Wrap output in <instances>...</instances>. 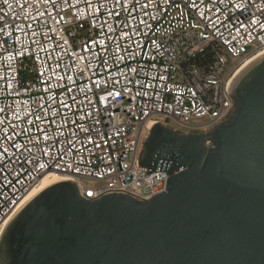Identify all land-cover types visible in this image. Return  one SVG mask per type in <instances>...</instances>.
<instances>
[{
  "label": "built area",
  "instance_id": "1",
  "mask_svg": "<svg viewBox=\"0 0 264 264\" xmlns=\"http://www.w3.org/2000/svg\"><path fill=\"white\" fill-rule=\"evenodd\" d=\"M261 51L264 0H0V242L48 171L92 200L166 191L167 171L139 165L143 136L228 120L232 80Z\"/></svg>",
  "mask_w": 264,
  "mask_h": 264
},
{
  "label": "water",
  "instance_id": "2",
  "mask_svg": "<svg viewBox=\"0 0 264 264\" xmlns=\"http://www.w3.org/2000/svg\"><path fill=\"white\" fill-rule=\"evenodd\" d=\"M235 112L208 131L156 122L139 159L166 191L80 195L56 182L6 227L0 264H264V55L232 82Z\"/></svg>",
  "mask_w": 264,
  "mask_h": 264
},
{
  "label": "bare ground",
  "instance_id": "3",
  "mask_svg": "<svg viewBox=\"0 0 264 264\" xmlns=\"http://www.w3.org/2000/svg\"><path fill=\"white\" fill-rule=\"evenodd\" d=\"M264 55V51L259 52L258 54L251 56L248 58L242 66L238 69L236 75L234 76L232 82L237 78V76L252 62L257 60L259 57ZM64 180H73L71 175L67 173H59L55 171H48L43 175V177L40 179L39 183L35 185L34 187L30 188L25 195L23 196L21 202L18 204L14 212L11 214V216L6 221V227L10 224V222L13 220V218L16 216V214L28 203L30 200H32L37 194H39L42 190L47 188L48 186ZM6 229V228H5ZM5 232V231H4ZM4 234V233H3Z\"/></svg>",
  "mask_w": 264,
  "mask_h": 264
},
{
  "label": "rangeland",
  "instance_id": "4",
  "mask_svg": "<svg viewBox=\"0 0 264 264\" xmlns=\"http://www.w3.org/2000/svg\"><path fill=\"white\" fill-rule=\"evenodd\" d=\"M208 120H209V117L208 116L192 117V118H190V123H192V124H203V123H206ZM165 122L167 123V125L173 127L176 130H179L181 132H185V131L192 130L191 128L186 127L185 125L181 124L180 122H178L175 119H169V120H167ZM213 126H207L205 128H200L199 130H202V129L208 130V129H211ZM145 140H146V138L143 136V138H142V144H141V146L139 148V155L142 154ZM83 181L85 183L91 185L92 187H95V188H97V187L102 186V185L105 184V181L104 180H96L94 182H88V180L85 179Z\"/></svg>",
  "mask_w": 264,
  "mask_h": 264
}]
</instances>
